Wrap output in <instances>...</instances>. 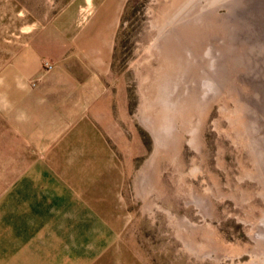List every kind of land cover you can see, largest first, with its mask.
<instances>
[{
  "label": "rangeland",
  "instance_id": "374dc122",
  "mask_svg": "<svg viewBox=\"0 0 264 264\" xmlns=\"http://www.w3.org/2000/svg\"><path fill=\"white\" fill-rule=\"evenodd\" d=\"M0 264H264V0H0Z\"/></svg>",
  "mask_w": 264,
  "mask_h": 264
}]
</instances>
